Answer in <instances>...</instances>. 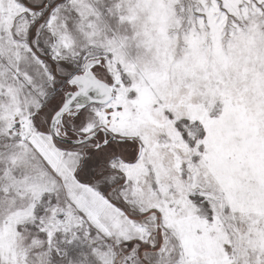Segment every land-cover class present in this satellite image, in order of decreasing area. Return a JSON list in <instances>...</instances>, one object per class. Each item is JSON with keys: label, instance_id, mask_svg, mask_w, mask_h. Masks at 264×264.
Instances as JSON below:
<instances>
[{"label": "snow or ice", "instance_id": "obj_1", "mask_svg": "<svg viewBox=\"0 0 264 264\" xmlns=\"http://www.w3.org/2000/svg\"><path fill=\"white\" fill-rule=\"evenodd\" d=\"M0 264H264V0H0Z\"/></svg>", "mask_w": 264, "mask_h": 264}]
</instances>
